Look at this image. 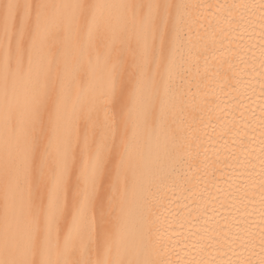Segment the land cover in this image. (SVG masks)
Instances as JSON below:
<instances>
[{"label":"snow or ice","instance_id":"1","mask_svg":"<svg viewBox=\"0 0 264 264\" xmlns=\"http://www.w3.org/2000/svg\"><path fill=\"white\" fill-rule=\"evenodd\" d=\"M0 264H264V0H0Z\"/></svg>","mask_w":264,"mask_h":264},{"label":"bare ground","instance_id":"2","mask_svg":"<svg viewBox=\"0 0 264 264\" xmlns=\"http://www.w3.org/2000/svg\"><path fill=\"white\" fill-rule=\"evenodd\" d=\"M255 42V41H253ZM258 103V101H256ZM255 106V105H252ZM259 116V112L257 111V117ZM234 163V162H233ZM145 183L144 187L146 189L145 192V198H141L137 202V211L142 212L144 216V225L147 228L155 229L157 227H167V223L171 221L174 226H177L179 223V220L174 218L170 212L169 209H171L172 212H175L177 210L178 204L180 203H186V201L182 200L183 194L180 192H171L167 190V187L161 186L160 192L157 193L158 200H153L151 193L156 191V188L154 187V184L158 183L156 180V177L160 175H164L167 172V167L165 165H162L159 161H156L155 159H151L148 161H145ZM226 171L231 172L232 169H226ZM222 188H227V185H221ZM234 191V190H233ZM168 197L172 198V202L169 203ZM176 197H181L180 201L176 200ZM256 200H259V197H256ZM150 202V203H148ZM241 208V211H243V205H237ZM254 207L258 208V204L256 205H248V210L251 211ZM227 215V213H224ZM258 219L257 217H254ZM216 219H220L219 217H216ZM243 219V217H241ZM223 223V220L220 221ZM171 234V232H169Z\"/></svg>","mask_w":264,"mask_h":264}]
</instances>
